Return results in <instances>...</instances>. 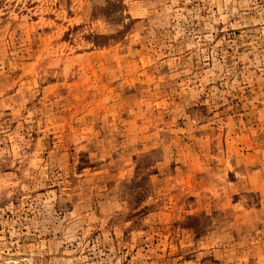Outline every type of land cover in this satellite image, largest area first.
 <instances>
[{"label": "rangeland", "instance_id": "1", "mask_svg": "<svg viewBox=\"0 0 264 264\" xmlns=\"http://www.w3.org/2000/svg\"><path fill=\"white\" fill-rule=\"evenodd\" d=\"M0 264H264V0H0Z\"/></svg>", "mask_w": 264, "mask_h": 264}]
</instances>
